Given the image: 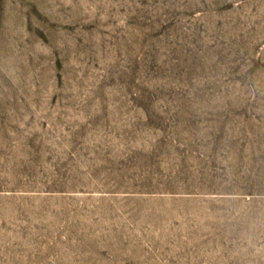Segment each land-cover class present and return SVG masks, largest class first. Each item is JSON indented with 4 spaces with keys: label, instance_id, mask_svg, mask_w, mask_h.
Wrapping results in <instances>:
<instances>
[{
    "label": "rangeland",
    "instance_id": "1",
    "mask_svg": "<svg viewBox=\"0 0 264 264\" xmlns=\"http://www.w3.org/2000/svg\"><path fill=\"white\" fill-rule=\"evenodd\" d=\"M0 264H264V0H0Z\"/></svg>",
    "mask_w": 264,
    "mask_h": 264
}]
</instances>
